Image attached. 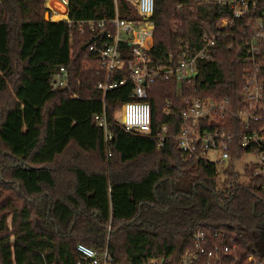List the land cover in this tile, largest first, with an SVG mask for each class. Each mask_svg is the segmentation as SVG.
I'll return each instance as SVG.
<instances>
[{
	"label": "trees",
	"instance_id": "trees-1",
	"mask_svg": "<svg viewBox=\"0 0 264 264\" xmlns=\"http://www.w3.org/2000/svg\"><path fill=\"white\" fill-rule=\"evenodd\" d=\"M47 1L0 0V264H79V244L99 253L107 247L115 264L170 256L179 264L200 229L227 233L244 261L250 253L264 257V181L236 165L254 148L243 149L238 139L248 132L239 118L248 64L237 47L238 27L220 25L232 17L230 9L212 0H155L151 62L178 65L182 42L194 57L207 45V33L217 35L207 49L211 57L198 61L191 84L153 85L150 135L113 126L106 143L93 117L105 108L113 122L132 100L134 85L105 96L98 88L108 75L99 54L89 51L91 41L103 37L90 22L115 17L116 3L68 0V20L52 22L45 20ZM117 7L121 19L141 20L128 0ZM129 50L120 44L124 60L133 59ZM61 68L69 85L54 90ZM128 77L127 69L116 72L109 83ZM186 98L228 99L226 121L206 126L238 136L225 172L182 158L176 138ZM255 126L264 128V113Z\"/></svg>",
	"mask_w": 264,
	"mask_h": 264
},
{
	"label": "built area",
	"instance_id": "built-area-1",
	"mask_svg": "<svg viewBox=\"0 0 264 264\" xmlns=\"http://www.w3.org/2000/svg\"><path fill=\"white\" fill-rule=\"evenodd\" d=\"M116 3V15L112 19L92 21L91 26L97 25L102 31L94 38L89 46L90 52L99 54L100 65L107 72L106 83L100 84L99 89L104 96L108 91L118 89L131 82L134 85L132 100L123 104L115 112L113 122H110L103 112L93 117V123L104 131L108 143L113 134L111 128L119 127L124 131L137 135L152 133V110L148 101L153 85L159 81H175L179 85L191 84L199 75L197 63L209 59L207 50L215 45L216 34H204L206 46L197 55L189 58L188 49L181 43L182 59L172 68L151 65L148 51L154 43L155 25L151 20L154 13L155 0H128L134 5L141 20L127 21L120 18ZM207 2V0H205ZM204 1V2H205ZM59 8L50 7L54 14H68V0H60ZM215 4L230 9L232 17L222 19L221 28H237L242 35L237 47L245 50V62L248 69L243 74L242 96L245 106L239 113L241 126L248 130L243 136L230 135L226 130H207L206 126L216 122L226 121L230 115L228 99L223 102L202 98H186V109L181 113V131L177 136L178 148L184 160L204 161L217 165L220 173L225 172L231 164V151L235 139H239L243 149L254 148L250 154L253 160L245 166L253 175L264 181V128L255 125L262 119L264 113V0H212ZM202 2L197 1L196 4ZM60 8L65 11L61 12ZM68 16L65 18L66 20ZM64 20V19H62ZM99 41V42H98ZM126 43L130 48L133 59H123L120 44ZM129 70V77L120 82L109 83V78L116 72ZM70 74L66 68H61L52 79L54 90L66 88L69 85ZM122 112L121 121L116 119V113ZM168 112V108L165 109ZM167 126L158 134L160 143L166 138ZM211 153V157L209 154ZM111 156V153H109ZM214 157L215 159H212ZM264 192V184H263ZM77 251L81 257L79 264H115L108 248L99 253L94 249L79 244ZM145 264H177L173 256L150 260ZM179 264H264V257L250 253L244 261L239 253L237 243L225 232L207 233L197 230L193 235L190 249L183 254Z\"/></svg>",
	"mask_w": 264,
	"mask_h": 264
},
{
	"label": "rangeland",
	"instance_id": "rangeland-1",
	"mask_svg": "<svg viewBox=\"0 0 264 264\" xmlns=\"http://www.w3.org/2000/svg\"><path fill=\"white\" fill-rule=\"evenodd\" d=\"M51 7V6H50ZM60 7V6H59ZM53 8V7H52ZM50 10V9H49ZM49 14H50V20H52V16H53V12H51V10H50V12H48ZM64 20H66V19H64ZM53 21V20H52ZM60 21H62V20H60ZM121 118H122V112L121 111H118L117 113H116V119L118 120V121H121ZM212 155H211V153L209 154V157H211ZM212 159H215L214 157H212ZM253 160V156H251L250 154H247V155H245L244 157H243V159L241 160V161H239V162H237V171L238 170H240L239 172L240 173H244L245 172V170H246V164L247 163H249L250 161H252Z\"/></svg>",
	"mask_w": 264,
	"mask_h": 264
},
{
	"label": "crops",
	"instance_id": "crops-1",
	"mask_svg": "<svg viewBox=\"0 0 264 264\" xmlns=\"http://www.w3.org/2000/svg\"><path fill=\"white\" fill-rule=\"evenodd\" d=\"M59 4H61V2H60V0H48L47 1V8L48 9H50V6L51 7H56V8H59ZM68 14H69V11H68ZM68 14H67V16H68ZM54 15H57V14H53V16ZM53 16H52V18H53ZM68 19V18H67ZM52 21V20H51ZM63 21V20H62ZM52 22H54V21H52ZM56 22H59V21H56Z\"/></svg>",
	"mask_w": 264,
	"mask_h": 264
},
{
	"label": "bare ground",
	"instance_id": "bare-ground-1",
	"mask_svg": "<svg viewBox=\"0 0 264 264\" xmlns=\"http://www.w3.org/2000/svg\"><path fill=\"white\" fill-rule=\"evenodd\" d=\"M60 9H61V12H64L65 11L64 8H60ZM66 17H67V15L65 13H60V14L54 15L53 18H52V20L54 22H56V21H60L62 19H65Z\"/></svg>",
	"mask_w": 264,
	"mask_h": 264
},
{
	"label": "water",
	"instance_id": "water-1",
	"mask_svg": "<svg viewBox=\"0 0 264 264\" xmlns=\"http://www.w3.org/2000/svg\"><path fill=\"white\" fill-rule=\"evenodd\" d=\"M45 20L46 21H51L50 20V14L49 13H46V15H45ZM93 41H91V43H92ZM90 43V44H91ZM90 44H88V45H85L84 47H83V49H86ZM151 65H153V63H151ZM255 252L256 253H260V248H257V249H255Z\"/></svg>",
	"mask_w": 264,
	"mask_h": 264
}]
</instances>
